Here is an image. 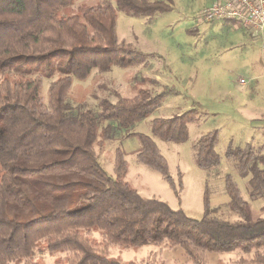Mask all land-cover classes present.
Returning <instances> with one entry per match:
<instances>
[{
  "label": "trees",
  "instance_id": "obj_1",
  "mask_svg": "<svg viewBox=\"0 0 264 264\" xmlns=\"http://www.w3.org/2000/svg\"><path fill=\"white\" fill-rule=\"evenodd\" d=\"M75 1L0 0V264H42L35 258L39 249L61 254L60 264H139L109 253L114 246L144 245L161 253L181 247L188 264H209V252L221 256L220 264H264V217L250 221L249 204L232 174L225 176V189L241 220L218 218L208 187L203 216L194 219L160 198L143 197L128 182L124 147L115 150L113 175L99 161L97 149L109 142L125 134L137 139L139 162L161 174L180 200L182 173L178 185L155 138L186 143L196 109L154 118L149 135L131 130L163 106L167 93L103 99L98 112L68 100L74 80H87L93 70L148 63L149 55L119 41V12L152 17L171 12L174 0H107L65 14ZM219 142L218 129L199 138V168L222 164ZM263 149L230 142L224 155L249 178L250 199L264 202ZM230 255L235 259L225 260Z\"/></svg>",
  "mask_w": 264,
  "mask_h": 264
},
{
  "label": "rangeland",
  "instance_id": "obj_2",
  "mask_svg": "<svg viewBox=\"0 0 264 264\" xmlns=\"http://www.w3.org/2000/svg\"><path fill=\"white\" fill-rule=\"evenodd\" d=\"M104 1L107 0H76L72 10L65 9V14L75 12L79 5ZM214 1L174 0L171 12L152 17H133L119 12V41L149 55L148 63L126 69L113 67L105 73L93 70L87 80H74L68 100L74 107L86 105L98 112V102L103 99L115 102L118 96L132 98L140 91L150 95L167 93L163 106L131 130L149 135L154 118H169L196 109L198 115L190 124V138L186 143L155 138L178 185L182 173L180 200L161 174L139 162L137 139L127 138L125 134L109 142L105 150L97 149L100 163L113 175L115 150L124 147L129 163L127 180L143 197L155 196L174 209H183L191 218L200 219L204 212L203 195L208 187L215 215L224 221L238 222L241 219L229 207L224 183L225 176L232 174L249 204L250 221L255 222L264 217V202L250 199L249 178L238 174L235 162L226 159L224 151L230 142L240 147L264 148V47L260 41L252 40L248 30L235 24L230 27L225 22L200 23L198 17ZM3 77L0 73V81ZM10 79L14 81L16 76ZM241 79L247 81L246 86L240 85ZM49 83L50 80H44L45 100ZM213 129L220 131L217 151L222 156V164L205 170L196 162L197 143ZM1 175L0 165V178ZM163 253L156 246L144 245L129 249L114 246L109 254L124 262L166 264ZM230 257L235 259L230 255L225 260ZM35 258L42 264L63 262L61 254H50L42 249L36 252Z\"/></svg>",
  "mask_w": 264,
  "mask_h": 264
},
{
  "label": "built area",
  "instance_id": "obj_3",
  "mask_svg": "<svg viewBox=\"0 0 264 264\" xmlns=\"http://www.w3.org/2000/svg\"><path fill=\"white\" fill-rule=\"evenodd\" d=\"M198 20L200 23L229 22L245 28L252 40L260 41L264 47V0H215ZM240 85L246 86L247 81L241 79Z\"/></svg>",
  "mask_w": 264,
  "mask_h": 264
},
{
  "label": "crops",
  "instance_id": "obj_4",
  "mask_svg": "<svg viewBox=\"0 0 264 264\" xmlns=\"http://www.w3.org/2000/svg\"><path fill=\"white\" fill-rule=\"evenodd\" d=\"M225 24L229 25L230 27L233 26L231 23ZM207 255L209 264H220L221 256L218 253L209 252ZM162 257L166 261V264H188L190 260L186 251L181 247L165 250Z\"/></svg>",
  "mask_w": 264,
  "mask_h": 264
}]
</instances>
